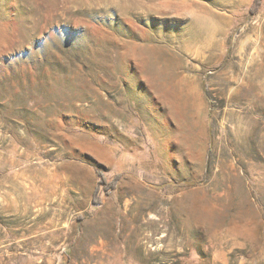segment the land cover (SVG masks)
I'll return each mask as SVG.
<instances>
[{
	"label": "rangeland",
	"instance_id": "1",
	"mask_svg": "<svg viewBox=\"0 0 264 264\" xmlns=\"http://www.w3.org/2000/svg\"><path fill=\"white\" fill-rule=\"evenodd\" d=\"M0 264H264V0H0Z\"/></svg>",
	"mask_w": 264,
	"mask_h": 264
},
{
	"label": "bare ground",
	"instance_id": "2",
	"mask_svg": "<svg viewBox=\"0 0 264 264\" xmlns=\"http://www.w3.org/2000/svg\"><path fill=\"white\" fill-rule=\"evenodd\" d=\"M198 33L202 34V33H207L210 31V27H206L205 25H200L198 28ZM200 37V35L198 34V36L195 37V39H198ZM211 51V50H210Z\"/></svg>",
	"mask_w": 264,
	"mask_h": 264
},
{
	"label": "trees",
	"instance_id": "3",
	"mask_svg": "<svg viewBox=\"0 0 264 264\" xmlns=\"http://www.w3.org/2000/svg\"><path fill=\"white\" fill-rule=\"evenodd\" d=\"M256 5H257V2H256Z\"/></svg>",
	"mask_w": 264,
	"mask_h": 264
}]
</instances>
